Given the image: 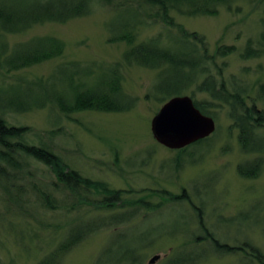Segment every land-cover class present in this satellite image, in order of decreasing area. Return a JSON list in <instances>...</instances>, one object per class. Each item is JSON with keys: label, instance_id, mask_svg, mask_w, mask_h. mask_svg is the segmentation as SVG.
Returning <instances> with one entry per match:
<instances>
[{"label": "rangeland", "instance_id": "374dc122", "mask_svg": "<svg viewBox=\"0 0 264 264\" xmlns=\"http://www.w3.org/2000/svg\"><path fill=\"white\" fill-rule=\"evenodd\" d=\"M114 6L93 1L84 17L4 35L8 49L34 36H50L63 43V52L61 57L27 69L0 71V88L18 78H44L57 64L68 61L121 63L126 45L108 42L109 26L118 14ZM171 16L188 33L203 37L207 55L214 56L219 46L235 48V53L227 57L214 56L209 72L223 82H230L234 76L247 88L250 105L257 85L264 82V0H235L229 10L217 8L214 16ZM152 20L148 17L149 25L140 30L139 39L165 41L168 37L171 49L190 55L188 61L193 62L196 56L190 45L180 43L176 31L165 29L158 18L154 24L150 23ZM248 42L257 58L241 57ZM119 70L122 90L133 99L127 112L84 111L66 117L55 107H45L7 114L5 120L9 125L30 129L31 143L37 145L40 138L82 177L120 191L117 200L140 201L149 210L143 205L94 209L91 203L103 198L89 190H80L86 203L78 205L54 191L45 168L34 165V184L41 188L43 185L52 194L56 208H43L35 188L26 182L24 199L35 209V216H28L29 221L27 214L20 217L15 206L0 196V264L35 263L55 248L69 223H74L72 229L76 233L89 228L96 231L68 250L60 264H147L153 255L160 258L154 264H259L246 253L250 255L252 247L264 254V153H243L227 107L197 93L194 86L180 96L204 103L215 122L214 133L200 144L180 150L158 145L150 134V120L164 103L151 96L157 71L122 64ZM256 106L264 110V103L257 101ZM261 135L258 145L264 148V132ZM258 158L257 176L241 178L237 166ZM166 194L181 197L168 202L161 198H166ZM122 213L131 214L128 219L119 220ZM197 220L221 244L242 246L246 253L216 252L211 243L203 240ZM191 255L196 256L195 261Z\"/></svg>", "mask_w": 264, "mask_h": 264}, {"label": "trees", "instance_id": "16d2710c", "mask_svg": "<svg viewBox=\"0 0 264 264\" xmlns=\"http://www.w3.org/2000/svg\"><path fill=\"white\" fill-rule=\"evenodd\" d=\"M93 1L112 7L115 4L114 10H117L118 14L109 26L108 42L126 45L121 55V63L68 61L57 64L44 78H18L0 88V196H4V201L15 206L14 211H17L20 217L27 214L28 221L29 217L35 216V209L27 204V198L24 199L23 182L35 188V196L43 208H56L52 204V194L43 185L41 188L34 184L33 168L37 164L45 168L54 191H60L78 205L86 203L80 190H89L102 196L100 202L91 203L94 209L109 210L118 206L143 205L140 201L117 200L120 191L110 190L103 182H94L82 177L54 154L40 138L37 145L31 143L28 140L30 129L9 125L5 120L7 114H23L45 107H55L58 113L66 117L84 111L112 114L127 112L133 106V99L122 90V76L119 70L121 64L157 71L150 90L156 102H166L171 97L187 93V89L194 86L197 93L206 94L211 100L225 105L232 127L238 131V143L242 152L264 153V148L258 145L263 139L261 132H264V110L256 106L257 101L264 103V82L257 85L255 99L248 105V90L241 86L234 76L230 78V82H223L209 72L215 57L224 58L234 54L235 48L219 46L215 50V57L209 56L203 37L188 33L176 24L171 16H214L217 8L224 7L229 10L235 0H0V71L8 73L27 69L61 57L63 52V43L50 36H34L8 49L4 35L22 34L35 25L60 24L84 17L89 13V4ZM125 15H130L125 17L127 20L124 19ZM148 17H153L150 22L152 24L154 19L158 18L165 29L175 30L180 43L190 45L192 53L196 56L193 62L188 61L190 55L171 49L168 37L165 41L159 38L139 39L140 30L149 25ZM166 34L170 32L166 31ZM255 53L257 52L253 51L248 42L241 57L257 58L258 54ZM217 71L219 75L221 69ZM199 79L200 82H197ZM193 104L202 114L211 116L203 102L193 100ZM204 140L206 139L191 146ZM259 165L260 158L252 163L241 164L237 166V173L241 178L253 179L258 174ZM166 195V198H161L168 202L181 197ZM142 207L149 210L145 204ZM122 214L123 218L121 216L119 220L128 219L131 213ZM196 217L199 219V214ZM73 224H67L64 227V237L55 248L33 264H60L61 258L68 250L86 235L96 231L89 228L76 233L72 229ZM197 228L203 240L211 243L216 252L246 253L242 246L229 247L221 244L198 220ZM249 249L251 254L246 255L257 260L259 264H264V254L252 247ZM195 258L196 256L191 255V260L195 261ZM167 263L170 264V261Z\"/></svg>", "mask_w": 264, "mask_h": 264}, {"label": "water", "instance_id": "95a60500", "mask_svg": "<svg viewBox=\"0 0 264 264\" xmlns=\"http://www.w3.org/2000/svg\"><path fill=\"white\" fill-rule=\"evenodd\" d=\"M215 131L212 117L202 114L187 95L174 96L164 102L150 120L153 140L168 150H180L210 137ZM153 255L147 264H154Z\"/></svg>", "mask_w": 264, "mask_h": 264}]
</instances>
